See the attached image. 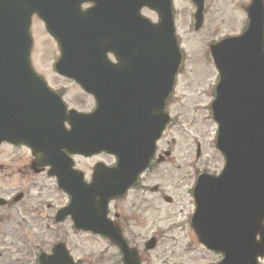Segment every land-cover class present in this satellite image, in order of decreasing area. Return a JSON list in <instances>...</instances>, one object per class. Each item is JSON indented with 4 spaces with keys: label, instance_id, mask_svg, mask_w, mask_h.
Here are the masks:
<instances>
[{
    "label": "water",
    "instance_id": "95a60500",
    "mask_svg": "<svg viewBox=\"0 0 264 264\" xmlns=\"http://www.w3.org/2000/svg\"><path fill=\"white\" fill-rule=\"evenodd\" d=\"M111 1L116 2L117 18L109 21L108 27L116 25L114 34L109 28L100 31L98 26L97 20L102 24L109 17L104 2L98 10L96 6L87 11L75 8L79 20L74 23L66 18V0H0V142L31 144L36 133L46 150L61 137L72 152L106 150L117 154V168L106 171L108 178L100 180L96 170L95 181L84 186L89 203L72 213L78 228L102 233L118 243L126 264H140L138 258H132L133 249L120 232L110 230L105 207L148 166L156 142L170 121L166 99L182 53L172 0ZM197 3L196 27L200 28L203 1ZM144 6L158 13L156 23L141 14ZM248 12L250 23L242 35L211 46L220 74L212 111L218 123L217 147L227 156V164L218 176L200 175L194 189L197 209L193 226L203 244L224 252V264H257L264 254L263 1L253 0ZM34 14L46 23L60 45L57 71L74 78L96 97V110L76 117L85 123L82 127L65 115L59 94L32 68L30 28ZM109 52L115 53L117 63L109 60ZM66 119L73 130L62 133L59 127ZM39 120L44 122L43 129L36 132L33 125ZM98 198L104 204L102 209L94 206ZM148 246L153 247L154 241ZM61 248L63 245L57 250ZM41 264L72 262L58 256L49 261L43 257Z\"/></svg>",
    "mask_w": 264,
    "mask_h": 264
},
{
    "label": "flooded vegetation",
    "instance_id": "af4514ba",
    "mask_svg": "<svg viewBox=\"0 0 264 264\" xmlns=\"http://www.w3.org/2000/svg\"><path fill=\"white\" fill-rule=\"evenodd\" d=\"M189 1L194 8L192 14L195 20L198 3L197 0ZM221 1L203 0L204 22L210 9L219 6ZM101 2L105 3V13L109 14V17L105 18L102 24L100 20H97L99 29L105 31L109 28L110 33L114 34L116 25L112 27L109 24L108 27V22L117 18L115 1L66 0V18H71L76 23L79 17L75 16V8L87 11L96 6L98 10ZM251 2L252 0H238L243 17L241 30L227 33L219 39L242 33L247 29L250 22L248 8ZM173 11L177 23L178 12L175 4H173ZM142 12L157 17V14L147 7L143 8ZM34 18L39 19L37 15ZM45 33L55 42L56 50L59 52L58 56H60L58 42L46 28ZM107 56L111 62H118L114 52H109ZM33 68L62 97L67 109L65 115L75 118L74 122L77 127L84 126L85 123L76 121V117L77 115L90 114L95 110L96 98L94 95L87 92L77 80L58 73L55 64L48 67L47 70L40 69L34 64ZM176 88L166 103L171 121L157 143L154 156L132 186L128 187L125 192L109 199L105 207L107 223L110 230L115 233L120 232L127 246L133 249L132 258H138L140 264H182L181 262H172L171 258L167 256L161 257L163 251L158 254L157 258H152L151 252L163 243L165 235L169 239L173 230L181 233L187 229L193 231L195 240L203 250L211 255L207 264H224V252L203 245L194 230L193 216L196 202L193 193L198 176L201 173L211 175L221 173L226 167L227 156L217 149L216 136L214 154L206 152V147L199 138H193V145L190 144L182 148L178 153L180 157L175 161V152L178 148L176 140L173 145V142L172 144H163V139L167 132L179 127L180 117L171 114L172 106L177 99L174 96ZM209 107L211 108V104ZM196 117L197 115H194L193 119L196 120ZM43 123L42 120L35 121L33 130L42 131ZM49 129H51L50 122L46 127L47 131ZM59 129L62 133H68L73 130V124L66 119L61 122ZM186 135L190 136L191 134L186 133ZM196 136L200 135L196 133ZM32 137L31 144L9 140L0 143V184H3V187H0V264H3L6 257L9 264L11 262L41 264L43 257L49 261L58 256H63L67 261L71 260L72 264H126L124 252L118 243L105 235L78 228L72 213H78L82 206L89 203L90 197L84 186L95 181V171L97 170L96 179L100 180L108 178L105 175L106 171L117 168L119 163L117 154L106 150L91 154L72 152L68 145L62 144L61 137L57 139L55 146L47 147L46 150L42 138H37L36 133L32 134ZM172 161L177 164L176 170L181 168L184 170L182 172L162 171V165L165 162L172 163ZM178 161H182L183 165ZM216 161L219 162L218 166L213 165ZM166 174L169 176L167 183L165 181ZM156 175L163 177L162 182L157 181ZM109 179H113V176ZM98 182L102 183L103 181ZM183 198L187 199L188 203H185ZM96 200L94 206L97 209H102L104 204L99 198ZM177 206L181 208L175 215L170 216L169 225L165 226L164 216L170 211L169 208L174 210ZM165 208H167L166 213ZM49 232L58 233L59 238L56 241L42 240L37 234H48ZM70 232L75 238L87 234L100 246L98 248L92 246L91 242L93 241L84 242L77 239L70 241ZM147 232L152 234L147 235ZM13 233L16 234V237L12 235ZM29 233H31L30 237ZM17 237L19 246L14 247L11 242L16 241ZM8 239L9 241H7ZM151 239L154 241L153 247L148 246ZM256 239H260V233L256 235ZM59 245H63V250L61 248V250L55 251V247H59ZM15 252L22 255L16 261L13 258ZM257 262V264H264V254L258 258Z\"/></svg>",
    "mask_w": 264,
    "mask_h": 264
},
{
    "label": "rangeland",
    "instance_id": "374dc122",
    "mask_svg": "<svg viewBox=\"0 0 264 264\" xmlns=\"http://www.w3.org/2000/svg\"><path fill=\"white\" fill-rule=\"evenodd\" d=\"M175 8L178 12V38L181 49L183 51V61L180 73L177 76L175 98L176 103L172 106V115H178L179 127L167 132L163 139V144L168 143L175 145L177 143V151L175 152V161L180 157L181 149L187 145H193V138H199L205 145L206 152L214 154L215 152V136L217 133V124L213 119L210 111L209 102L214 99L215 86L218 82V72L215 69L209 53V44L212 41L219 39L221 36L241 30V23L243 22L242 11L239 8L238 0H222L219 6L210 9V12L205 17V22L202 29L196 31L194 29L193 11L194 8L189 0H175ZM152 19H156L155 15L147 13ZM146 14V15H147ZM34 36V49L32 52L33 64L37 65L40 69L47 70L48 67L53 65L59 55L56 50L55 42L45 33L43 23L39 20H34L32 27ZM208 52L209 56H206ZM198 109V111H197ZM197 111V112H196ZM191 115V116H190ZM194 115L197 119L194 120ZM186 133L191 134L190 136ZM198 133L200 136H196ZM166 148V145H164ZM165 162L162 171H178L182 172L184 168L176 170V162ZM183 165L182 161H178ZM213 165L218 166L219 162L216 161ZM157 181L163 180L161 175H156ZM166 183L169 182V176L165 175ZM3 187V184H0ZM185 203L187 199L183 198ZM169 208V207H168ZM181 207L177 206L174 210L169 208V212L164 216L165 226L169 225L171 220L170 216L175 215ZM167 208H165V213ZM151 232V231H150ZM147 232V235L152 233ZM42 240L56 241L58 233L49 232L37 233ZM16 237V234L13 233ZM31 233L28 234L30 237ZM70 241L82 240L84 242L93 241L87 234L73 237L70 232ZM9 241V239L7 240ZM18 237L16 241L11 243L14 247H18ZM27 243V241H25ZM92 246L98 248L100 245L96 242H91ZM163 251V256L171 258L172 262H181L182 264H207L211 259L208 254L195 240L193 231L187 229L185 232L178 233L177 230L171 232L170 238L164 236L163 243L152 251V258H157L158 254ZM22 255L15 252L13 255L14 260ZM8 259L5 258L3 264L7 263ZM16 262H11L15 264Z\"/></svg>",
    "mask_w": 264,
    "mask_h": 264
}]
</instances>
